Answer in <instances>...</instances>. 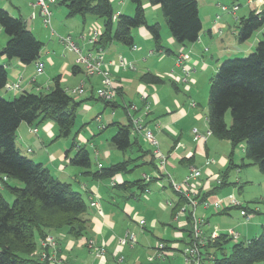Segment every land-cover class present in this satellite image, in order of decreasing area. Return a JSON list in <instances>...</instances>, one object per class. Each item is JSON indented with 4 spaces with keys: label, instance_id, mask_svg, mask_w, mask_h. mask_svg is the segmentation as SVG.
<instances>
[{
    "label": "crops",
    "instance_id": "crops-1",
    "mask_svg": "<svg viewBox=\"0 0 264 264\" xmlns=\"http://www.w3.org/2000/svg\"><path fill=\"white\" fill-rule=\"evenodd\" d=\"M3 1L13 3L14 0ZM111 1L116 17L120 14H125L126 11H133L132 6L125 3L124 0ZM197 1L199 6L200 0ZM114 2L117 5L116 7H114ZM56 3L49 5L50 11L53 10V6ZM36 4L37 0H30L27 4H17L14 7L19 17L26 22L27 28L33 34L36 29L42 26L40 7L36 6ZM4 6V3L0 0V9ZM263 6L264 5L259 6L256 3H248L247 5L249 13L252 11H261ZM144 8L145 11L152 10L155 12H158L160 9L159 6H152L147 1H144ZM88 22H90L89 26L91 27H87ZM80 23L83 24L82 27H79ZM76 27L79 28H76L79 31H76V39L74 41L82 52L98 51L97 48L88 43V39L93 27L98 28L101 33L103 32L102 22L99 19L92 18L88 21L86 18H82L79 22L76 21ZM87 28L88 32L86 33ZM228 29H230L228 23L214 22L209 27L208 33L211 37L214 34L226 36L225 31ZM237 35V31H232L231 36L233 40L237 38ZM204 37L205 34H203L202 30L198 41L189 46L188 44H176L172 36L166 34L165 38L168 47H164L173 52L172 54H167L163 51H155L151 35L146 28L142 27L134 31L135 50H133L132 47L114 41L103 49V53L105 60L112 63L110 66L111 79L118 91L113 102L123 109L127 123L129 119L122 105L137 104L141 106V95H147L151 113L148 118H146V123L158 139L161 152L168 156L169 163L166 172L175 182L179 183L184 180L191 167L198 168L202 171V176L196 183L198 192L200 194H206L214 190V193L206 198L207 200L227 202L231 197L236 198L232 194L231 189H235V186H238L241 191L246 183L249 184L248 175L246 172L242 174L241 168L237 167L235 170L238 175L236 176L235 183L228 179L227 185L219 187L215 182L228 167L229 155L232 151L230 143L227 141L225 144H221V142H217L216 140H210V138L214 136L208 137L206 142H195L193 140V128H197L202 134L209 130L207 121L208 111L205 113L203 107L198 102L194 101L196 98V96H192L194 86L188 83L182 84L177 82L182 76L181 73H183L181 68L177 65V58L181 53L190 52V59L185 62V65L190 71L192 70V72L195 73L197 68L204 69V71L214 68V75L217 73L219 67L216 69L208 60L200 56L201 44H203L202 42L205 40ZM224 38L226 39L227 37ZM263 39L264 27L256 32L249 41H246L243 46H236L234 41L233 46L225 48H227V50L233 49L235 52L236 49L239 48L240 50H237L238 53H235V55L240 53L245 54L256 49L257 44ZM7 41L8 37L7 35L4 36L0 27V49L5 47ZM229 44L230 42H227L226 46ZM209 51L210 49L208 48V52ZM47 54L48 58L44 60V57H41L40 53L39 60L33 63L32 67L31 65L22 64L17 59L8 60L2 57L0 59V64L4 65L8 72L7 84L16 83L19 77H22L23 80L20 90L15 92L4 88L0 91V97L6 100H13L24 92L36 93L33 91L34 89L40 91L36 94L42 93L44 87L50 90L53 87L52 85H54V75L47 73L49 70L46 69V66L48 64L55 66L56 62L51 58L52 56H50L49 52H47ZM158 56L161 57L158 58ZM119 58H124L126 61L133 64L135 69H122L118 67ZM75 60L76 54L73 53L69 55L67 60L57 69L56 74L59 73L58 77H63V82H66L67 77L70 76L69 67L75 66ZM39 62L44 65L43 73L40 75L37 74V64ZM171 71L173 74H176V77H173L172 80L167 76ZM145 73H151L160 78L161 81L158 84L144 82L141 80V77ZM79 74H82L84 78L77 80L75 88L83 84L85 93L88 92L86 94L88 97L85 101L89 99L93 100L97 96V91L102 87V77L94 76L87 78L83 72ZM118 99L122 101V105L118 103ZM78 101L81 102L80 98ZM192 103H195L196 106L193 107ZM86 107L88 109L91 108L88 104H86ZM99 115L100 113H98V116ZM117 115L118 113L115 111V108L112 109L110 122L113 124L120 123L125 125L126 123H123L121 120L123 116H120V119L117 121ZM98 116H96V121L99 125L101 124L100 129L106 130L107 124L104 123L102 117ZM34 128L37 129L36 133L31 131V129ZM114 128L116 133V127ZM131 133V136L135 137L138 143L129 150L131 151V155L124 161L128 160L131 162L130 164L135 163L137 165H143L145 169L142 172L141 179L146 176L153 180L148 190L140 194L136 189H129L127 191L114 190L111 185L112 180L118 182L126 180L134 181L130 179L134 169L129 168V170H132L130 173L118 175L110 180L94 181L91 177L84 174L85 170L83 172H78L69 165L66 159V152L71 150L69 156L72 157L76 153V147L72 149L74 142H71V145L69 142H64L63 145L59 146V142H57L58 129L53 121H46L38 127H31L22 123L18 128L16 139L18 149L20 150L22 144L23 150H27V152L33 154L32 160L41 163L60 181H75L81 190V192H78H80L83 197L84 195L86 197V200H84L88 205V212L85 217L89 221V232L87 236L75 240L65 237L62 234L55 235L59 243V251L62 257L71 264H185L181 249L182 245H186L189 242L190 237L187 230H190V224L187 222L185 216L180 217L176 221L175 216L172 214L178 198L170 186L168 177L165 175L157 177V168L148 164L152 157L149 160L148 157L151 155L145 154L144 151L150 150L153 152V147L150 145L151 149L144 148L141 143V140H143L142 137L133 132ZM112 138L113 137H111V139ZM111 139L109 141L104 140L101 148H98L95 142L93 143L94 145H92L96 170L120 162L113 161V159H119V156L114 155L113 151L116 148L111 143ZM77 144L85 146L80 143V141ZM31 145L34 146V150L30 149L32 148ZM36 149L37 151H35ZM127 152L123 155H126ZM103 160L106 161V163H104ZM207 160H213V163L207 164ZM234 164L238 166L241 165L242 159L239 164L235 161L234 157ZM96 170L92 171L94 172ZM78 174L84 176L89 181H80ZM257 196H259L256 197L258 203H263L264 189H262ZM92 202H96L97 206H92ZM236 209L239 208H235V206L226 208L225 206L223 210L216 212L212 207L205 208L203 204H200L196 209V217L206 221L204 232L207 236H210L213 231L211 222L212 219L216 217L215 219L221 223V227L217 225L220 233L225 234L228 230H233L239 234L240 241L242 238H244V241H249L254 238L250 231L252 221L256 220L257 228H263L264 218H257V215L260 213L258 208H244L248 213L252 214V217L248 220ZM187 211H190L189 208H187ZM140 220H144L146 223L143 228L139 226ZM159 226L162 227V233L158 232L161 234V237H156L153 233L154 231L151 232L149 229L156 230ZM240 226L244 227L243 233L238 231ZM128 231L136 236V244L134 247L128 245L120 246L119 244L120 239L123 238ZM169 232L171 233V237H168ZM183 235H186L187 239H185ZM161 240L168 241V244L166 243L167 253L165 257L162 260L149 261L150 255L155 252V242L157 244V242H162ZM89 241H92L95 247H103L105 250L104 258H98L94 250L88 247ZM118 258H122L121 263L117 261Z\"/></svg>",
    "mask_w": 264,
    "mask_h": 264
},
{
    "label": "trees",
    "instance_id": "trees-1",
    "mask_svg": "<svg viewBox=\"0 0 264 264\" xmlns=\"http://www.w3.org/2000/svg\"><path fill=\"white\" fill-rule=\"evenodd\" d=\"M130 1L135 7L133 16L120 14L116 17L111 0H62L61 5L66 8L67 17L93 16L102 22L103 32L98 42L102 49L114 41L132 47L134 31L144 27L151 35L156 52L173 53L163 45L160 25L148 24L144 1L159 6L176 43L187 45L198 41L203 26L197 0ZM0 27L8 37L5 47L0 49V59H17L24 65L39 60L43 43L27 28L22 18L13 17L8 11L0 9ZM263 27L264 6L261 11H252L239 20L238 41H248ZM82 72L80 67H72L73 75ZM141 80L150 84L161 81L151 73L144 74ZM7 82L8 72L0 64V91ZM71 96L61 86V78L56 77L48 93L24 92L13 100L0 97V264H49L38 253L40 240L57 234L76 240L86 237L89 232V221L85 217L88 205L83 195L74 190L71 184L54 177L41 163L22 155L16 145L17 131L22 123L38 127L46 121H53L58 129L57 139L69 138L75 125L77 108L82 103ZM98 100L103 101L106 107H119L113 101ZM227 113L231 116L230 126L226 122ZM207 121L212 136L228 141L232 150L228 167L221 174L219 187L227 185L231 171L237 167L254 165L264 173V39L248 57L227 60L219 66L210 80ZM113 126L116 133L111 143L118 151L125 153L138 143L131 136L130 121L125 125L114 123ZM239 146H243L245 156L238 166L234 164V153ZM75 147L74 156H69L71 150L66 152L69 165L82 168L84 174L94 181L110 180L132 171L129 170L131 162L126 160L93 172L86 147L74 141L72 149ZM144 152L152 157L148 164L157 168L153 152ZM10 181L19 182L22 187L12 186ZM152 181L144 178L126 180L118 182L113 189H136L139 194L145 193ZM2 189H8L14 196L12 204L4 199ZM213 193L214 190L200 194L198 198L204 201ZM175 194L178 201L173 208V216L185 204V199ZM185 217L190 224L191 215ZM161 241L167 249L168 241ZM232 241L224 233L209 241L203 252L213 256V259L206 257L205 263L264 264V227L259 236L249 241L234 242L227 253V246Z\"/></svg>",
    "mask_w": 264,
    "mask_h": 264
},
{
    "label": "rangeland",
    "instance_id": "rangeland-1",
    "mask_svg": "<svg viewBox=\"0 0 264 264\" xmlns=\"http://www.w3.org/2000/svg\"><path fill=\"white\" fill-rule=\"evenodd\" d=\"M29 1L30 0H14L12 3L9 1L1 0V2L4 3V5H5L1 9L6 10L8 12L10 11V13H12L11 16H13V17H19L18 12L15 10L14 7L17 4H19V5L27 4V3H29ZM61 2H62V0H57V3L53 6V10L51 11L52 12V28L56 32L57 35L54 37H53V35H51V30L44 26L42 17H41V22H42L43 27L40 26L38 29H36L34 31L35 37L40 42L43 43V47L41 50V57H44V60L47 59L48 58L47 52H49L50 56H52L51 58H53V60L56 62L55 66H51L49 64L46 66V69L49 70L47 73L53 74L54 79H55V77L59 76V73L56 74L57 69L67 60L69 55L73 54V52L68 50L66 48V46L59 41L58 37L71 36L75 40L76 39V31H79V30H77L79 28L76 27V21L79 22V20H82L81 16L67 17L66 16V14H67L66 8L63 5H61ZM124 2L129 4L133 8V11H129V12L126 11L125 14L128 16H133L135 13L134 5L131 3L130 0H124ZM11 5H14V6H11ZM222 5L227 6L229 8V11H223ZM235 5L239 6L238 10L235 13H232V8ZM247 5H248V0H200L199 14H200V19L202 21L203 34H205V37H204L205 40L202 42L203 44H201L202 47L200 49V52H201L200 56L203 59L208 60L214 67H216V69L223 62H225L227 60L243 59V58H246L255 52V49H254L253 51L247 52L245 54H242L239 52L240 54L235 55V53H238L237 50H240L239 48L236 49V52L233 49L227 50V48H229L230 46H233L234 41H235L236 46H238V47L243 46V44L245 43V42L240 43L237 38H235L233 40L231 35H232V31H234V30L237 31V33H239V20L241 18L247 17L249 15V10H248ZM116 6H117L116 3L114 2V7H116ZM145 14H146L147 20H148L150 25H154L156 23H158L160 25L161 35L163 38V44L165 47H168L165 35L167 34V35L171 36V34H170V30L167 26V23L165 21V18L163 16L161 9H159L158 12H155L152 10H146ZM92 18L96 19L93 16H87L86 17V19L88 21H90ZM214 22H220V23L226 22L229 24L230 29L225 31L226 36H222L220 34H214L211 37V35L208 33V29ZM89 23L90 22L87 23V27H91V26H89L90 25ZM82 26H83V24L80 23L79 27H82ZM2 32H3L4 36H6L3 30H2ZM87 32H88V28L86 30V33ZM224 37H227V38L225 39ZM227 42H230V44L226 46ZM188 45L190 46L191 44H188ZM225 47H227V48H225ZM208 48L210 49L209 52H208ZM186 53H188L189 59H190V52H186ZM159 57H161V56H158V58ZM30 65H31V67L33 66V64H30ZM196 70L197 71L195 73L192 72V70L190 71V74L188 75V81L187 82H183L184 73H181L182 76H181V78H179L177 80V82H180L182 84L188 83V84H191L192 86H194L193 90H192V96L193 97L196 96L194 101L198 102L203 107L204 112L206 113L208 111V97H209V90H210V79L214 75L215 72H214V68L213 69L210 68L206 71H204V69H199V68H197ZM69 72H70V76L67 77L66 82H63V77L61 78V86L71 96L72 94H71L70 90L75 88L77 80H79L80 78H84V76L82 74L73 75L71 73L72 72V66L69 67ZM167 76L169 79L172 80L173 77H176V74H173V72L171 71L170 73H168ZM33 91L36 93L40 92L37 89H34ZM49 91H50L49 89L44 87L42 93H48ZM87 93L88 92H86L84 95H80L79 97L74 96V95L71 96L78 103H79L78 99L80 98V101L82 103L77 108L76 121H75V125H74L73 131H72V135L66 139H57V142H59V146H60V145H63L64 142H69L71 145L74 141L76 143H78L80 141V143L85 145L86 149L90 153V157H91L92 164H93L92 170H96V164H95V158H94L95 156H94V152H93L94 150H93L92 145H94L93 143L95 142V145L98 148H101L102 144L104 143L103 142L104 140L109 141L111 139V137H113V135L115 133V128L113 126V123L110 122L111 114H112V108L106 107L105 103L103 101L98 100L97 96L93 100L89 99L88 101H85L86 98L88 97L86 95ZM85 95H86V97H85ZM117 101L119 104L122 105V101L120 99H118ZM86 104L90 105L91 108L88 109L86 107ZM131 105L132 104H126V106H131ZM115 111L118 113V115L116 117L117 121H118V119H120V116H123V118L121 119L122 122L127 123V120L124 117L123 109L121 107H117V108H115ZM98 113H100L99 116L103 118L102 120L104 121V123L107 124L106 130H101L100 129L101 124L99 125L96 121V116H98ZM226 122H227L228 126H230V124H231L230 113H227V115H226ZM210 140H212V141L216 140L217 142H221V144H225L227 142L224 140L216 139V137H211ZM141 143L144 146V148H146V149L150 148L151 149L150 145L144 139L141 140ZM18 144H19V139H18ZM31 146H32V148H30V149L34 150V148H33L34 146L33 145H31ZM22 147L23 146L21 144V148H20L21 154L32 160L33 154H31V152H27V150H23ZM35 151H37V149ZM113 152H114V155L119 156V159H117V160L113 159V161H115V162L124 161L125 159H128V157L131 155V151L127 152L126 155H123L124 153H122L116 149ZM244 156H245V152L243 150V146H239L238 148H236L235 153H234L235 161L240 164L241 159H243ZM148 159L150 160L151 156L148 157ZM246 162H247V160H246ZM104 163H106V161H104ZM73 168L76 169L78 172L84 171L82 168H79V167H73ZM129 168L134 169V172L132 173V175L130 177L131 180L141 179L142 172L145 169V167L143 165H140V164L137 165L135 163H132V164H130ZM241 171L243 172L242 174H244L245 172L247 173L248 179L250 182H249V184L246 183L244 185L243 190L240 191L238 186H235V189H231V192L236 197V199L243 204L244 208L245 207H250V209L251 208L252 209L258 208L260 213L257 215V218H262V217L264 218V202L258 203V201L256 199V197H259V196H257V194L259 195L261 190L264 189V173H262L254 165L242 167ZM237 175H238V173L236 172L235 169H233L230 173V177H229L230 181L235 183V179H236ZM78 178L82 182L89 181L87 178H85L84 176H81L80 174H78ZM103 181H106V180H103ZM64 183H70L74 190L81 192L78 184L75 181L64 180ZM10 184L12 186L22 187V184L19 182H16V181H10ZM169 193L173 196V194L170 191H169ZM2 195L8 203H10V204L13 203L14 196L10 193V191L8 189H2ZM84 199L86 200L85 195H84ZM235 208H237V207H235ZM236 210L241 212V209H236ZM215 218H213L212 222H211L213 229L215 227L218 228V226L221 227V223L218 220H216ZM240 228L238 229V231L240 233H243L242 231H243L244 227L240 226ZM259 228L260 227H258V228L256 227V220L252 221V225L250 227L251 234H253L252 237H256V236H259L261 234L262 228H260V229ZM148 229H149V227H148ZM149 231H151V232L154 231L153 233L156 237H161L160 236L161 234L158 232L162 233V227L159 226L158 229H156V230L149 229ZM256 233H258V234H256ZM48 236H52L57 240V237L55 235H48ZM183 236L185 239H187L186 235H183ZM168 237H171L170 232H169ZM40 241H39V244H40ZM241 241H244V238H242ZM57 244H58L57 254L59 256H62L60 251H59L58 240H57ZM233 244H234V241H232L228 244L227 250H226L227 253L230 252ZM155 246H156V242H155ZM184 247H185V245H182L181 251L184 249ZM38 251H40V247H39ZM38 253H40V252H38ZM154 254L155 253L153 252L150 255V257H153ZM67 262L70 263L69 261H67Z\"/></svg>",
    "mask_w": 264,
    "mask_h": 264
},
{
    "label": "built area",
    "instance_id": "built-area-1",
    "mask_svg": "<svg viewBox=\"0 0 264 264\" xmlns=\"http://www.w3.org/2000/svg\"><path fill=\"white\" fill-rule=\"evenodd\" d=\"M56 3V0H37L36 6L40 7L41 17L43 19V24L45 27L51 30V34L56 36V32L52 28V12L50 11L49 5ZM249 4L256 3L259 6L264 5V0H248ZM238 5L232 8V13H235L238 10ZM223 11H229L227 6L222 5ZM102 33L98 28L93 27L91 29V35L88 39V43L91 46L97 48L96 52H87L83 53L82 50L75 43L74 39L71 36L67 37H58L59 41L63 43L68 50L76 54L75 65L80 67L83 71V74L87 77L101 76L102 77V88L97 91V97L106 102L113 101L114 97L117 94V87L111 79L110 66L111 62H107L104 57L103 49L99 47L98 42L100 40ZM132 49L135 50L136 46H132ZM189 60V55L187 53H181L177 58V65L181 68V71L184 73L183 82L188 81V75L190 74L189 68L185 65V62ZM118 67L122 69H135L134 65L126 61L124 58H119ZM44 70L43 63L37 64V74H42ZM23 78L19 77L18 81L13 84H6L5 88L9 91H18L21 88ZM71 94L74 96H80L85 94V87L82 84L77 88H73ZM142 102L141 106L132 104L131 106H125L128 119L131 124V131L139 136H141L149 145L153 147V154L156 160L157 172L156 176L161 177L165 175L169 179L170 186L172 190L179 194L185 199V204L179 209L178 213L175 215L176 221L186 215H191L192 221L190 223L189 230V242L185 245L182 250V256L185 264H207L205 263L206 257L213 259V256L206 255L203 252L204 247L208 244L209 241H213L218 238L221 234L219 229L215 227L210 234L207 236L204 232V226L206 221L201 218L196 217V209L200 204H203L205 208L212 207L216 212L223 210V207L226 206H235L241 209V215L244 216L247 220L252 217V214L248 213L246 209L242 207V204L236 200V198L231 197L227 202H222L220 200H204L200 201L198 198L200 193L197 190L196 183L202 176V171L198 168L191 167L188 174L182 182H175L171 176L166 172V168L169 163L168 156L161 152L160 143L156 138L154 132L147 126L146 118L151 113V107L148 102V97L146 94H142L140 97ZM193 107L196 106L195 103L192 104ZM103 127V126H102ZM32 132L36 133L37 129H32ZM192 136L195 142H206V139L212 136L211 131L208 130L206 133L202 134L197 128L192 129ZM213 163V160H207V164ZM146 181H149L150 178L144 177ZM215 182L220 185L221 178H217ZM118 181L112 180V187L115 186ZM92 206L96 207L97 203L92 202ZM225 205V206H224ZM189 208L190 211H187ZM99 212L101 213L100 209ZM145 221L140 220L139 226L143 228L145 226ZM234 242L240 241V236L233 230H228L227 233ZM120 246H131L134 247L136 244V236L131 232H126L125 236L119 241ZM40 257L42 260H47L49 264H70L62 256L57 254L58 244L57 240L52 236H46L40 241ZM88 247L93 249L96 256L100 259L104 258L105 250L103 247H95L92 241L88 242ZM155 254L153 257L149 258V261L162 260L166 253V245L163 242H158L155 246ZM118 262H122V258H118Z\"/></svg>",
    "mask_w": 264,
    "mask_h": 264
}]
</instances>
